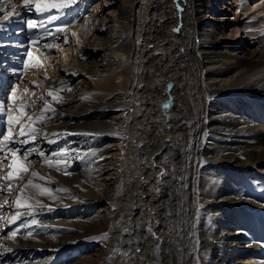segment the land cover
Returning a JSON list of instances; mask_svg holds the SVG:
<instances>
[{
  "label": "bare ground",
  "instance_id": "obj_1",
  "mask_svg": "<svg viewBox=\"0 0 264 264\" xmlns=\"http://www.w3.org/2000/svg\"><path fill=\"white\" fill-rule=\"evenodd\" d=\"M147 2L114 0L119 9L105 17L99 4L91 35L83 31L91 14L69 26L81 37L80 59L65 56L49 79L59 99L43 90L54 111H44L49 139L36 141L67 167L38 155L13 195L32 178L59 199L37 196L45 207L21 212H32L30 228L0 238L5 253L17 246L27 254L26 264H56L58 253L70 264H264V0H254L255 10L248 0ZM12 5L7 31L30 16L23 0H1L0 22ZM149 7L156 34L131 33L128 11ZM259 14L235 36L240 20ZM31 51L41 62L50 55L43 46ZM96 71L101 77L88 80ZM72 157L83 169L65 175Z\"/></svg>",
  "mask_w": 264,
  "mask_h": 264
},
{
  "label": "snow or ice",
  "instance_id": "obj_2",
  "mask_svg": "<svg viewBox=\"0 0 264 264\" xmlns=\"http://www.w3.org/2000/svg\"><path fill=\"white\" fill-rule=\"evenodd\" d=\"M34 10L40 13L51 12V10H60L67 11L70 10L73 6L78 7V0H23V8L27 10ZM16 5H12V11L7 12L3 16V22H0V30H3L5 23L10 19L14 18ZM3 9H0V12H3ZM50 21H57L60 19L57 15H51ZM72 21L64 23L62 26L55 28V32L48 31L45 28V25L42 23L38 25L37 20L28 19L25 21V26L28 30H37L38 28L45 29L44 35L51 37L53 41L59 38L60 34H63L64 42H68L69 35L76 37L77 32L70 30V25ZM179 31V29H176ZM44 36L34 35L30 38V43L32 45H37ZM44 48L49 50L59 49L60 45L55 42L45 43ZM21 67L17 69L16 67L12 68V72L17 76V81L7 90V102H0V115L6 117V133L2 134V139H0V153H10V163L7 165L6 175L0 177V180L7 181V192L9 195L13 192V182H23L24 176L29 173V168L26 165L28 157L33 153H38L39 157L43 158L45 163L50 167L64 166L67 167L65 159H58L55 162L51 157L46 156L43 151H41L37 146H35L38 136L41 135L40 129L36 127L38 121L43 120L44 113L41 112L39 116H28L25 112L26 108L36 106V101L29 98V87L25 86L23 89L20 88V83L23 82V75L27 74L29 70L42 66V62L39 61L35 56L33 51L26 50L24 57L20 59ZM33 86L36 85V81L31 82ZM32 95H35L32 92ZM48 96H51L54 100L59 99L56 94L52 91L48 92ZM10 104V107L8 106ZM46 104L45 111H54L51 109V106ZM19 126V130L15 131V126ZM53 142V141H46ZM31 145V146H29ZM27 146V147H26ZM23 151V155L20 153ZM61 155L66 156L67 152L65 151ZM4 165V159H0V167ZM38 173L33 171L31 172V177H37ZM40 179H44L40 177ZM0 190H4V185L0 184ZM59 191H69L66 188H57ZM19 195L15 196L14 205H15V214L9 218L8 223L15 225L17 221H21L20 225L14 230L10 229L7 233V238L14 240L17 233L22 229L30 228V224L27 219L21 220V209L33 210L40 208L41 210L44 205L41 204V201L37 199V196H50L52 199H59L58 196L53 194V190L49 187H45L39 183H34L32 178H29L26 183H23V187L18 189ZM32 201V202H30ZM7 201L0 202V208L3 207V204ZM52 211L51 208L48 209ZM31 211L28 212V215L31 216ZM38 221L35 218L31 219V225H36ZM126 231V230H125ZM32 237V232L29 230L25 238ZM3 247V245H0ZM6 251H12L11 248H7Z\"/></svg>",
  "mask_w": 264,
  "mask_h": 264
},
{
  "label": "rangeland",
  "instance_id": "obj_3",
  "mask_svg": "<svg viewBox=\"0 0 264 264\" xmlns=\"http://www.w3.org/2000/svg\"><path fill=\"white\" fill-rule=\"evenodd\" d=\"M17 1V0H16ZM114 0H108V2L105 4V2H106V0H93V7H95L96 9L95 10H93L92 12H88L87 14L88 15H92L91 17H90V19L88 20V21H86V27L83 29V31L85 32V33H87V34H92V32H93V30H94V28H95V26L98 24L97 22H98V19H96V17H95V15H96V13H97V9L99 10L98 11V13H101L100 12V9H102L100 6H99V4L101 5H103L102 7L104 8L103 10H104V13H102V15H103V17H105L106 16V14H108L107 12H109L110 14H114L116 11L115 10H117V9H119V3H111V2H113ZM145 1H148L147 3H149V6H150V4H152V6H153V0H145ZM230 1V0H229ZM249 2H251V3H249V7H251V9H253V10H255V3L256 2H254V0H248ZM253 1V2H252ZM96 4V5H95ZM128 4H129V2H128ZM228 4V3H227ZM106 5V6H105ZM110 5V6H109ZM246 5V7L248 8V6ZM99 6V7H98ZM117 6V7H116ZM151 6V7H152ZM151 7H149V12L148 13H146L147 11H148V9H147V11L145 12V14H144V12H141V11H137L136 10V8H135V10L136 11H134V12H136V13H133V11H132V9L131 10H129L128 11V13H127V15H126V17H127V19H129V21L128 22H130V25H131V27H132V30H131V27H130V30H131V33H135V34H137L136 32H141V30H145V32H146V34L148 33V32H153L154 34H156L155 32H154V30H156V29H154V23L152 22V23H150V14L153 16V9H151L150 10V8ZM10 8V7H9ZM248 10V9H247ZM246 10V11H247ZM263 10V9H262ZM132 11V12H131ZM249 11V10H248ZM247 11V12H248ZM154 12H157V10H155L154 9ZM235 13L236 12V9H234V11L233 10H231V11H229V13ZM242 12V11H241ZM150 13V14H149ZM109 14V16H112V15H110ZM130 14V15H129ZM132 14V15H131ZM202 15V14H204V12L202 13V12H200L199 13V15ZM100 15V14H99ZM101 15V16H102ZM264 15V14H263ZM2 16V14H0V17ZM86 16V15H85ZM133 16V17H132ZM243 16L245 17L246 16V14H243ZM145 17V18H144ZM244 17H242V18H244ZM254 17V18H253ZM253 17H251L250 18V20H249V17L248 18H244V19H242V20H240V23H238V24H240V25H238V30L235 32V36L236 37H238V35H240L241 34V32H243L244 30L242 29V27H241V25H243L244 23H246V22H252L253 21V19H254V21H258V23H260L259 21L261 20V15L259 14V17H256L255 18V15H253ZM85 18V17H84ZM135 18H136V20H135ZM134 19V20H133ZM139 19V20H138ZM145 19V20H144ZM148 19V20H147ZM214 19V18H213ZM213 19H212V22H215V21H213ZM255 19H258V20H255ZM85 20V19H84ZM249 20V21H248ZM136 21H138V22H136ZM81 22V21H80ZM135 22H136V25H135ZM146 22V23H145ZM137 23H138V25H137ZM153 24V25H152ZM257 24V23H256ZM139 26V27H138ZM147 26V27H146ZM150 26V27H149ZM240 27V28H239ZM253 27H254V29H253ZM252 27V29H253V31H258L259 29H257V28H259V27H257V26H253ZM141 28V29H140ZM202 29H205V28H203V26H202V24L200 23V25L198 26V29H197V31L198 32H202L203 30ZM139 30V31H138ZM147 30V31H146ZM164 31V30H163ZM106 33H108V31L106 32ZM160 33V32H159ZM203 33H204V31H203ZM109 34V33H108ZM148 35V34H147ZM134 38H136L135 37V35H134ZM81 40V37H78V38H76V37H73V36H71V39L69 40V42L68 43H66V45H63L64 47H62V46H60V48H61V50L62 51H66V52H64V53H61V52H59V54H58V50H60V49H57V55L55 56V57H53L52 55L53 54H50V55H47L46 54V58H45V60H47V61H50V63L51 64H45V65H42V66H39V67H37V68H34V69H32V70H35L36 71V74H35V76L34 77H32V75H29L31 78H34V80H31V81H36V85L35 86H33V85H30V84H28V86L27 87H29V89H30V92H29V98L31 99V100H35L36 101V106L34 107V108H32V107H29V111H31V110H33V109H35L36 107H39V105H41L42 103H45L44 101L45 100H47V99H49V97L48 96H46L45 95V93H44V91L46 92V91H52V92H54L52 89L50 90L49 89V85H50V82H49V79H50V81L52 80V79H55L54 77H55V74H56V72L57 73H60V68H62V66H64L65 64H62L61 62H65V61H67V58H68V61H73L74 59H80V57L78 56L79 55V48L81 47V45H82V42L80 41ZM135 40V39H134ZM201 41L202 40H200V39H198V43H200L201 44ZM199 44V45H200ZM69 49V50H68ZM60 50V51H61ZM68 50V51H67ZM201 51H202V49H201ZM82 53V52H81ZM132 54V57H133V61L134 60H137V58L138 57H135L134 56V54L133 53H131ZM61 55V56H60ZM74 55V56H73ZM67 58H66V57ZM69 56V57H68ZM78 56V57H77ZM102 55H99L98 56V58H100ZM52 57V58H51ZM71 57V58H70ZM48 58V59H47ZM51 58V59H50ZM60 58V59H59ZM131 60V61H132ZM61 61V62H60ZM80 61H82V59L80 60ZM83 61H85L86 62V60H83ZM132 63H131V65H129V66H127L126 68L127 69H129V70H131L132 69ZM125 68V69H126ZM32 70H30V71H32ZM94 70H96V68L94 67V69L92 70V71H94ZM95 73V74H94ZM93 74H91L90 75V77H88V78H90V79H88V80H91L92 79V77H95V79L97 78V79H99L100 77H101V75H100V73L101 72H94ZM98 76H97V75ZM38 78V79H37ZM80 79H81V76H80V78L78 79V81H80ZM43 81V82H42ZM23 84H24V81L23 82H21L20 83V86H23ZM75 84H77V82H75ZM99 87V86H98ZM44 90V91H43ZM48 91V92H49ZM32 92H34L35 93V95H32ZM54 93H56V92H54ZM116 94V93H115ZM118 94V93H117ZM243 94V93H242ZM241 94V95H242ZM56 95H60L61 96V94L60 93H56ZM244 95V94H243ZM241 96V97H244V96ZM246 96H247V94L245 95V98H246ZM48 101V100H47ZM41 107V106H40ZM41 109H43L41 112H43L44 113V111H45V108H41ZM38 110H39V108H38ZM122 110V109H121ZM121 110L119 111V112H121ZM104 111H101L100 113H103ZM245 116V115H244ZM243 117V116H242ZM118 119H120L119 117H118ZM245 119H247V117L245 118ZM113 120H116L115 118L113 119ZM51 121H52V119H51ZM51 121L49 120V122H47V123H44V120H41V121H38L37 122V124L41 127V130H40V132H41V135L40 136H38V138H37V140L38 139H49L48 137H46L45 135H44V130L45 131H48L47 130V128L45 127L44 128V126H43V124H45V125H50V123H51ZM117 121V120H116ZM41 122V123H40ZM226 127V126H225ZM218 128V127H217ZM226 129V128H225ZM227 132H229V131H227ZM222 134H223V132H221ZM117 138V136H111L110 137V140H107L105 143H109V144H112V142L114 143L115 142V139ZM205 148V147H204ZM38 153H35V154H32L31 155V157H33L32 158V160H34V159H37V157H38ZM31 160V159H30ZM30 160H28L26 163H27V165H29V167L30 168H33V167H31V165H30ZM83 169V166L81 165L80 166V168H78V169H76L75 171H73V172H75V173H78V171H81ZM63 172V171H62ZM72 172V171H71ZM60 173H61V171H60ZM63 174H65V175H67V174H69V173H63ZM16 194V189H15V191H14V193H13V195H15ZM23 211V209L21 210V212ZM71 216H73V214L71 215ZM70 216V217H71ZM62 218V217H61ZM79 250V249H78ZM80 253L79 254H83L84 252H83V250H80L79 251ZM207 259H209V256L207 255ZM70 264V263H69Z\"/></svg>",
  "mask_w": 264,
  "mask_h": 264
}]
</instances>
